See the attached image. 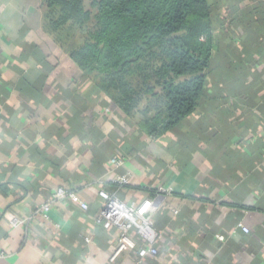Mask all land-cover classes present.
I'll return each instance as SVG.
<instances>
[{
    "label": "crops",
    "instance_id": "crops-1",
    "mask_svg": "<svg viewBox=\"0 0 264 264\" xmlns=\"http://www.w3.org/2000/svg\"><path fill=\"white\" fill-rule=\"evenodd\" d=\"M209 2L216 48L203 96L154 137L47 33L41 0H0V264H137L132 251L110 262L117 231L95 223L98 191L137 203L160 185L172 194L154 216L159 253L140 264H264V0ZM124 173L130 184L118 186ZM59 186L88 209L33 215ZM12 215L32 219L12 227Z\"/></svg>",
    "mask_w": 264,
    "mask_h": 264
},
{
    "label": "trees",
    "instance_id": "trees-1",
    "mask_svg": "<svg viewBox=\"0 0 264 264\" xmlns=\"http://www.w3.org/2000/svg\"><path fill=\"white\" fill-rule=\"evenodd\" d=\"M41 12L52 37L50 27L66 29L58 46L147 134L197 109L216 48L209 0H41Z\"/></svg>",
    "mask_w": 264,
    "mask_h": 264
},
{
    "label": "built area",
    "instance_id": "built-area-1",
    "mask_svg": "<svg viewBox=\"0 0 264 264\" xmlns=\"http://www.w3.org/2000/svg\"><path fill=\"white\" fill-rule=\"evenodd\" d=\"M111 165L114 168L121 166L122 159L118 156L111 158ZM130 174L115 175L113 181L118 186L130 184ZM172 194L171 187L160 185L156 187L150 197H146L140 202H127L120 200L116 195L103 189L98 191V196L104 200L103 205L95 215V223L105 229L114 227L117 235L114 243V250L110 256V262L123 252L132 251L136 256V263L140 264L146 256L155 257L159 250L156 243L161 239L162 232L155 227L154 216L165 207L166 199ZM68 203L87 210L88 204L82 201L75 189L71 187L59 186L33 211V215L40 216L48 221L50 211L57 203ZM173 215L178 214L177 209H171ZM32 216L18 217L12 215L9 223L12 227H23L31 221ZM243 233H248L249 229L239 225ZM216 239L223 241L225 237L217 234ZM89 242L88 237H84ZM1 255V254H0Z\"/></svg>",
    "mask_w": 264,
    "mask_h": 264
},
{
    "label": "rangeland",
    "instance_id": "rangeland-1",
    "mask_svg": "<svg viewBox=\"0 0 264 264\" xmlns=\"http://www.w3.org/2000/svg\"><path fill=\"white\" fill-rule=\"evenodd\" d=\"M50 32L52 33L53 37L58 40V41H63V38L65 35H67L66 29L65 28H58V29H53L50 27ZM66 45V44H65Z\"/></svg>",
    "mask_w": 264,
    "mask_h": 264
}]
</instances>
